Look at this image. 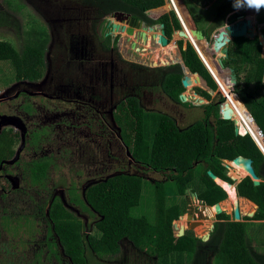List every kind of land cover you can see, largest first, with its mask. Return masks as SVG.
Listing matches in <instances>:
<instances>
[{
    "label": "rangeland",
    "instance_id": "obj_1",
    "mask_svg": "<svg viewBox=\"0 0 264 264\" xmlns=\"http://www.w3.org/2000/svg\"><path fill=\"white\" fill-rule=\"evenodd\" d=\"M4 1L0 0L2 11ZM11 1L21 6L20 12L7 10L8 24L0 25V40L19 51L35 41L44 42L43 69L36 81H16L13 65L0 61V132H9L10 136L18 137L19 142L13 156L18 166L14 171L15 177L1 180V191L14 189V197L20 201L25 215L30 214L36 224L44 223L46 210L53 201L59 200L84 224L83 233L87 235L94 231V223L100 219L89 208L85 198L90 186L122 173L137 175L151 182L166 181L171 176L169 170L156 172L134 161L111 118L115 102L119 104L126 97L135 96L146 111L169 115L179 128L184 129L197 120H203L204 106L220 104L224 94L219 88L214 91L203 82L194 84L181 96L188 104L184 106L162 92L158 85L160 75L154 69L173 64L185 68L177 43L182 40L185 46L188 39L178 31L173 33L170 43L163 46L156 41L160 35L159 24L143 21L140 27H133L132 34H128L127 18L118 19L114 14L100 16L99 10L84 0ZM177 1L186 13L185 19L191 30H203L213 21L206 22L207 17L194 15L211 16L215 8H207L212 0H207L209 4L205 7L201 3L194 4L193 0L192 3ZM170 11L172 8L166 2L147 14L155 21ZM150 28H155V40L152 38L155 32ZM209 43L212 42H204L206 53L209 55L210 52L209 56L222 73V80L232 91L230 72L224 67L222 70L218 62L219 58L223 60L226 57L214 52ZM231 74L235 75L233 70ZM197 88L206 90L211 95L210 99L199 96ZM209 121L215 125L213 113L209 115ZM39 162L47 164L45 176L33 181L30 168ZM227 166L229 175L232 170L229 164ZM185 195L188 212L184 220L180 217L173 222L174 233L178 236L185 229H192L198 237L207 240L215 223L221 220L219 214L199 201L190 190ZM78 202L85 207H80ZM220 206L224 210L222 213L227 214L231 221H238L234 216L236 208L243 213L239 221L253 217L257 210L253 206L251 210L243 211L240 203L231 205L228 196ZM137 212L153 214V204L143 206ZM259 226L250 227L249 232L253 236V245L264 252L256 241L257 238L264 240V231ZM120 247L115 254L101 253L105 262L100 263L160 264L157 257L140 250L127 238L120 241ZM88 251L92 255L95 253Z\"/></svg>",
    "mask_w": 264,
    "mask_h": 264
},
{
    "label": "trees",
    "instance_id": "obj_2",
    "mask_svg": "<svg viewBox=\"0 0 264 264\" xmlns=\"http://www.w3.org/2000/svg\"><path fill=\"white\" fill-rule=\"evenodd\" d=\"M187 1L192 3L191 0ZM13 2L4 1L5 12L0 10V25L8 24V9L13 13L20 12L21 6ZM84 2L96 7L100 16L124 12L152 25L163 24L169 40L175 31L182 29L174 11L163 14L155 21L148 16V11L164 6L165 0ZM232 5L233 0L217 4L211 16L194 13L200 18L207 17L206 22L213 19L205 29L198 28L207 41H211L213 31L223 26L225 18L234 11ZM240 14L243 12L231 15L229 23L235 22ZM258 21L264 24V9L260 11ZM262 33L264 35V28ZM177 44L184 66L193 73L188 76L187 88L199 85L202 78L210 89L216 91L218 85L193 45L187 41L184 46L182 40ZM43 47L44 42L35 41L19 51L10 43L0 40V61L13 65L16 81H36L43 69ZM204 53L211 65L208 68L221 87L225 88L228 104L242 105V101L251 113L240 105L247 114L248 121L253 117L264 135V58L260 57L261 45L257 40L233 38L229 44V54L222 60L224 68H231L236 76L233 91L241 101L228 90L221 78L222 73L206 53V49ZM154 71L160 75L158 85L162 92L174 102L187 106V102L181 98L186 91L182 83L185 77L183 66L173 64ZM196 91L199 96L210 99L211 95L206 90L197 88ZM224 101L222 96L220 102ZM225 108L227 107L223 104V109ZM204 111L203 120H197L181 129L169 115L146 111L135 96H128L118 104L114 118L131 157L135 162L156 172L169 170L171 176L166 181L151 182L137 175L122 173L90 186L85 198L100 219L94 224V231L84 236L83 223L59 201H53L48 216L65 254L73 264L87 263L89 256L86 248L97 255L106 251L118 253L121 249L120 241L124 238L131 240L148 255L157 257L160 264H264V252L253 245V236L249 232L252 226H264V154L252 137L246 134L251 130L245 119L232 114L243 134L240 135L236 134L232 120L222 119L219 103L206 104ZM212 113L216 117L215 125H211L209 121ZM254 121L252 119L253 123ZM15 147L12 136L5 131L0 132V161L11 158ZM238 156L253 160V167L261 179L258 185L249 176L242 177L231 166L230 163ZM225 161H229L227 163L232 170L229 175L232 178L228 175ZM45 168V162L33 164L32 179L42 178ZM208 171L231 184H234V180L243 178L236 185L240 208L243 211L251 210L254 203L257 210L253 217H245L243 221H231L227 214H219L221 220L215 223L207 240L198 237L192 229H185L183 234L176 236L173 222L180 217L184 220L188 212L185 195L187 190L205 205L213 206L214 210L216 204L227 198L226 191L208 175ZM151 204L153 214L147 213V216L137 212L143 206ZM262 239H256L261 249L264 248Z\"/></svg>",
    "mask_w": 264,
    "mask_h": 264
},
{
    "label": "crops",
    "instance_id": "obj_3",
    "mask_svg": "<svg viewBox=\"0 0 264 264\" xmlns=\"http://www.w3.org/2000/svg\"><path fill=\"white\" fill-rule=\"evenodd\" d=\"M173 1L176 2L185 18V11L180 7L177 0ZM205 1L208 3L209 0H201L198 1V3L194 2V4H202ZM215 1L218 2L215 3ZM224 1L225 0H212V2L210 1V5H208L209 3L207 4L209 6V8L207 9L217 6V4L219 3L222 4V2L224 3ZM212 4H214V6ZM185 8L186 12L189 14V10L187 9V7ZM238 11L236 10L234 11V13ZM230 14L225 18L224 25L229 23L228 17L230 16ZM258 15L259 14H257L253 10L246 9H244V14H242L244 18H250L252 20L256 35L254 38L249 39L258 41V43L261 45L260 57L264 58V35L262 33L264 24L259 23ZM214 32L215 34H217V31ZM205 43L207 44V41ZM229 44L227 45L228 49ZM207 48L209 49V46H207ZM208 53L210 55L209 51ZM224 69L228 70V68ZM184 71L186 76L188 74H193L190 71H188L189 73L186 74V69ZM202 81L206 84L203 79ZM227 162L229 163V161H225L226 166L228 164ZM234 186L236 189V185ZM252 204L253 206H256L254 203ZM48 212L49 208L45 212L46 219L45 221H43L44 223L36 224L34 218H32L30 214L25 215L24 209L21 207L20 201L18 202L17 197L12 198L11 194L8 196L0 195V264H73L71 262V259L68 257V255L65 254L63 250V246L54 231L51 220L49 219ZM28 219L30 220V222H26V220ZM259 227V229L264 231V226ZM86 253L87 256H89L86 264H101L100 262H105L101 259L102 257L100 255H97L96 253L92 255V253L88 251V248H86Z\"/></svg>",
    "mask_w": 264,
    "mask_h": 264
},
{
    "label": "water",
    "instance_id": "obj_4",
    "mask_svg": "<svg viewBox=\"0 0 264 264\" xmlns=\"http://www.w3.org/2000/svg\"><path fill=\"white\" fill-rule=\"evenodd\" d=\"M193 1L195 3H198L197 0H193ZM207 4L208 3L205 1V2H203L201 4V6L205 7ZM125 16L126 15L124 13H122V12H118L117 13V18L118 19H122ZM130 22H133V19H130ZM119 28H120V26H117V29H119ZM161 28H164L163 24L161 25ZM150 31L155 32V28H150ZM128 32H129V34H132L133 30H129ZM180 32H183L184 36H188V37L190 36L189 34H187L184 31H180ZM191 33H192V36L196 37L198 40L205 42V37H204V34H203V32L201 30L192 29ZM255 35H256V32L254 31L252 20L250 18H244V16H239V18H238V20L236 22L227 24L223 28H220L218 30L217 35L213 36L212 48H213L214 52L221 53L222 54L221 57H227L228 54H229V49H228L227 45L229 44V42L231 41L232 38H237V37L254 38ZM189 40L194 45V42L191 39V37H189ZM159 42L163 46H167L169 44V39L167 38L164 30L161 32V35H159ZM194 48L196 49V51H198L195 45H194ZM197 53L199 54V52H197ZM199 56H200V54H199ZM201 59H202V57H201ZM203 62H204V60H203ZM218 62L220 64V68H223L224 65H223V62H222L221 58H219ZM205 65H206V63H205ZM206 67L208 68L207 65H206ZM208 70H209L210 74L212 75V77L214 78V80L216 81L217 85L219 86V89L223 92L224 97L227 98V94L224 92V90L222 89L221 85L215 79V77L213 76V74H212V72L210 71L209 68H208ZM228 70L230 72V81H231L232 85H234L236 83V76L231 74L232 73L231 69H228ZM197 75L200 77L199 74H197ZM187 80H188V75L183 79V82H182L183 86L185 88L188 87V81ZM223 104H225V106H229L227 100H225L223 103H221L220 113L222 115V118L225 119V120H232L234 122V125H235L236 134L242 135L240 133V131H239L240 127H239V124H238L237 120H235L233 118V116H232L233 109L231 107L223 109L222 108ZM262 152L264 153L263 150H262ZM232 162H234L235 164H238V165L239 164L242 165L243 168L245 169V171L248 172V176L253 180L255 185H258L261 182L260 178L256 174V171H255V169L253 167V160L251 158L238 156ZM208 175L215 182H216V179H218L217 176L212 171H208ZM228 184L229 185H234V184H231V183H228ZM220 203L215 205V208H216L215 210H216L217 214H220V213H222L224 211L222 209V207L220 206ZM234 216H235V218L238 221L241 219V212H240L239 208L235 209Z\"/></svg>",
    "mask_w": 264,
    "mask_h": 264
},
{
    "label": "bare ground",
    "instance_id": "obj_5",
    "mask_svg": "<svg viewBox=\"0 0 264 264\" xmlns=\"http://www.w3.org/2000/svg\"><path fill=\"white\" fill-rule=\"evenodd\" d=\"M174 2V1H173ZM175 5H176V8L178 10V13L181 17V19L183 20L185 26H186V29L189 33V37H191V39H193V42H194V45L196 46L197 48V52H199L200 56L202 57V59L204 60V62L206 63L207 66L211 67L210 63H208V61L206 60V56H205V53H204V50L206 49L205 45H204V42L198 40L196 37L192 36V33H191V29L190 27L188 26L183 14L181 13L179 7L177 6L176 2H174ZM178 34H182L184 35L183 32H178ZM188 36H186V38L188 39L189 38ZM157 41V40H156ZM156 56V55H155ZM172 58V57H171ZM155 61V60H154ZM162 62V61H161ZM212 62V60H211ZM201 78V77H200ZM202 80V79H201ZM203 82V81H202ZM241 105V104H240ZM240 105L238 103H232L231 105L229 106H225V107H231L233 109V112L232 114L236 115V116H239L243 119H245L247 121L246 125L249 127V129L251 130V134L253 137H255V139L257 140L260 148L264 151V136L262 134V130L259 128V126L255 123L254 121V118L252 117L254 123L252 122V119L249 118V121H248V117H247V114L243 111V109L240 107ZM242 106V105H241ZM252 116V115H251ZM236 120V119H235ZM257 126H255V125ZM260 130H258V129ZM240 131V130H239ZM245 135V134H244ZM233 163V168L238 172L240 173L242 176L246 177L248 176V172L245 171V169L243 168L242 165H238V164H235L234 162ZM218 178V177H217ZM216 183L218 185H220L227 193V196L229 197L230 199V202L231 204H238L239 205V201H238V195L236 193V189H235V186L234 185H229L226 181H223L221 179H216ZM239 207V206H238Z\"/></svg>",
    "mask_w": 264,
    "mask_h": 264
},
{
    "label": "flooded vegetation",
    "instance_id": "obj_6",
    "mask_svg": "<svg viewBox=\"0 0 264 264\" xmlns=\"http://www.w3.org/2000/svg\"><path fill=\"white\" fill-rule=\"evenodd\" d=\"M234 11H236V10H234ZM234 11H232L231 12V14H230V16L231 15H233V14H235V13H238V12H243V14H244V9H241V10H239L238 12H235V13H233ZM122 13H124V12H122ZM126 16L124 17V18H122V20L123 19H125L126 20V18H127V20H126V22H127V24L128 25H126V27H127V31H129V30H134V28L135 27H140L141 26V22H143L142 20H140V19H136V18H134V17H131V16H129L127 13H124ZM240 16H242V14H240ZM130 19H133V22H130ZM159 19V18H158ZM162 24H160L159 26H161ZM134 27V28H133ZM143 29V28H142ZM126 30V29H125ZM144 30H146L145 28H144ZM150 30V29H149ZM160 30V33L164 30V28H161V29H159ZM165 31V30H164ZM146 33V32H145ZM129 34V33H128ZM165 34H166V32H165ZM152 38L155 40V35H154V33H153V36H152ZM114 97V96H113ZM117 102H115V105H114V110H113V112H112V115H111V118H112V121L114 122V124L118 127V125H117V123H116V121H115V118H114V114H115V112H116V110H117V107H118V103L116 104ZM95 104H97V103H95ZM119 128V127H118ZM7 131V130H6ZM119 131H120V128H119ZM7 133H9V132H7ZM15 133V132H14ZM119 135H120V132H119ZM15 137V138H14ZM120 137H121V135H120ZM12 138L15 140V145H16V147H17V145H18V137H16V136H12ZM122 139V138H121ZM124 143V142H123ZM15 155V150H14V152H13V154H12V156H11V158H8V159H2L1 161H0V186H2V184H1V180L3 181V179H7L8 180V177H15V175H14V171L18 168V166H17V163H16V160L14 161V159H13V156ZM40 163V162H39ZM33 164H35V163H33ZM32 164V165H33ZM231 164V166L233 167V163L231 162L230 163ZM46 166H47V164H46ZM32 167V166H31ZM235 170V169H234ZM241 175V174H240ZM44 176H45V173H44ZM44 176L42 177V178H44ZM242 176V175H241ZM30 177L32 178V175H31V168H30ZM242 177H244V176H242ZM33 180V179H32ZM39 181L40 179H35V180H33V181ZM2 189H1V187H0V195H6V196H8V195H12V198H15L14 196H15V190L14 189H12V188H9L7 191H5V192H2L1 191ZM228 200H229V202H230V199H229V197H228ZM56 201V200H55ZM59 201V200H58ZM52 204V203H51ZM51 204H50V206H51ZM88 204V203H87ZM62 205V204H61ZM80 207H82V208H84L85 206L84 205H82V204H78ZM89 205V204H88ZM232 205V204H231ZM63 206V205H62ZM64 207V206H63ZM212 207V211H214V209H213V206H211ZM50 208V207H49ZM65 209H66V207H64ZM89 208L91 209V210H93V212H95V210L94 209H92L91 207H90V205H89ZM67 210V209H66ZM67 211H69L70 213H71V211L70 210H67ZM88 211V210H87ZM97 214V213H96ZM98 215V214H97ZM96 223V222H95ZM94 223V224H95ZM52 225H53V223H52ZM84 225V224H83ZM83 231H84V233H85V228L83 227ZM59 239V238H58Z\"/></svg>",
    "mask_w": 264,
    "mask_h": 264
},
{
    "label": "clouds",
    "instance_id": "obj_7",
    "mask_svg": "<svg viewBox=\"0 0 264 264\" xmlns=\"http://www.w3.org/2000/svg\"><path fill=\"white\" fill-rule=\"evenodd\" d=\"M168 3L169 5H170V2L168 1V0H165V3ZM178 2V1H177ZM171 6V5H170ZM233 8H234V10H241V9H246V10H253L254 12H256L257 14H259L260 13V11L262 10V9H264V0H233ZM160 8V7H159ZM171 8H172V6H171ZM157 9V8H156ZM153 10V9H152ZM151 11V10H150ZM172 11H174L173 10V8H172ZM149 12V11H148ZM175 12V11H174ZM117 13L118 12H116V13H114V15L117 17ZM234 13V12H233ZM166 14V13H165ZM175 14H176V12H175ZM112 16H113V14H112ZM176 16H177V14H176ZM240 16V15H239ZM239 16H238V18H239ZM230 17V16H229ZM228 17V18H229ZM177 18H178V16H177ZM179 19V18H178ZM238 20V19H237ZM236 20V21H237ZM235 21V22H236ZM179 22H180V20H179ZM234 23V22H233ZM180 24H181V22H180ZM228 24H230V23H228ZM227 25V24H226ZM181 26H182V24H181ZM225 25H223V27H224ZM190 27V26H189ZM220 28H222V26L220 27ZM219 28V29H220ZM219 29H217V30H215V31H217V33H218V30ZM184 31V32H186L185 30H184V28L182 27V29L181 30H179L178 32H180V31ZM176 32V31H175ZM214 32V31H213ZM187 33V32H186ZM155 34V38H156V32L154 33ZM187 34H189V33H187ZM160 35H161V33H160ZM215 35H217V34H214V36ZM153 36V35H152ZM168 38V37H167ZM169 39V38H168ZM172 40V39H171ZM171 40H169V43H170V41ZM193 40V39H192ZM212 40H213V37L211 38V41L210 42H212ZM157 41L159 42V36H158V38H157ZM187 41H189L190 42V40H189V38H188V40ZM186 41V42H187ZM207 40L205 39V42H206ZM191 43V42H190ZM192 44V43H191ZM193 45V44H192ZM209 45H211L212 46V43H209ZM193 47H194V45H193ZM196 50V49H195ZM201 58V57H200ZM203 61V60H202ZM205 64V63H204ZM206 66V65H205ZM208 69V68H207ZM209 71V70H208ZM216 82V81H215ZM234 86V85H233ZM218 88H219V86H218ZM231 93H233V94H236V93H234V91H233V89H232V91L231 90H229ZM237 95V94H236ZM238 96V95H237ZM225 98V97H224ZM225 100H227L226 98H225ZM221 103H223V102H221ZM221 103L219 104L220 105V107H221ZM242 103V102H241ZM243 104V103H242ZM244 106V105H243ZM245 107V106H244ZM247 109V108H246ZM247 111L249 112V110L247 109ZM250 113V112H249ZM221 114V113H220ZM251 114V113H250ZM221 117H222V115H221ZM234 118V117H233ZM223 119V118H222ZM256 123V122H255ZM246 134H248L247 132H246ZM245 134V135H246ZM243 135V134H242ZM250 135V134H249ZM253 139V138H252ZM254 140V139H253ZM255 141V140H254ZM255 143H256V141H255ZM257 144V143H256ZM258 146V145H257ZM259 147V146H258ZM259 149L261 150V148L259 147ZM262 151V150H261ZM263 153V152H262ZM264 154V153H263ZM234 182H236V180H234ZM235 185V184H234ZM237 185V184H236Z\"/></svg>",
    "mask_w": 264,
    "mask_h": 264
},
{
    "label": "built area",
    "instance_id": "obj_8",
    "mask_svg": "<svg viewBox=\"0 0 264 264\" xmlns=\"http://www.w3.org/2000/svg\"><path fill=\"white\" fill-rule=\"evenodd\" d=\"M168 1L170 2V5L172 6L173 10L176 12V14H177V16H178V18H179V20H180V22H181V24H182V27H183L184 30L188 33V31H187V29H186V26H185L183 20L181 19V17H180V15H179L178 11H177V8H176V6H175L173 0H168ZM247 133L250 134V136L256 141L257 145L259 146L257 140L251 135V133H250V132H247ZM262 134H263V133H262ZM263 136H264V135H263ZM259 147H260V146H259Z\"/></svg>",
    "mask_w": 264,
    "mask_h": 264
}]
</instances>
